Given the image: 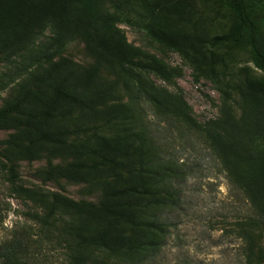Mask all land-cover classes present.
<instances>
[{
	"label": "trees",
	"instance_id": "1",
	"mask_svg": "<svg viewBox=\"0 0 264 264\" xmlns=\"http://www.w3.org/2000/svg\"><path fill=\"white\" fill-rule=\"evenodd\" d=\"M254 3L226 0L230 27L211 36L189 16L183 0H110L108 7L105 0H0V60L24 56L26 71L54 63L73 37L97 60L77 78L79 90L60 79L71 64L65 60L49 70L46 89L22 88L0 109V130L15 131L8 144L19 158H72L51 167L49 176L102 187L96 204L60 195L49 203L51 215L64 206L81 217L63 229L69 264H151L158 257L170 236L168 215L180 206L181 185L190 175L162 139L179 129L210 149L245 196L251 211L240 226L245 264H264V36ZM120 23L143 31L164 51L179 53L196 82H212L223 97L220 117L198 123L182 94L147 79L155 74L169 82L177 75L129 43ZM48 31L51 39L36 46ZM236 56H246L261 72L242 68L239 89L230 68ZM105 63L124 84L128 102L111 103L114 87L97 84ZM235 88L239 113L232 104ZM145 106L166 122L162 132L146 120ZM105 125L122 129L105 135L100 132ZM33 248L23 231L0 247V264H29Z\"/></svg>",
	"mask_w": 264,
	"mask_h": 264
},
{
	"label": "rangeland",
	"instance_id": "2",
	"mask_svg": "<svg viewBox=\"0 0 264 264\" xmlns=\"http://www.w3.org/2000/svg\"><path fill=\"white\" fill-rule=\"evenodd\" d=\"M109 1L105 0L106 7ZM183 1L189 16H193L195 22L200 21L211 36L229 29L231 22L226 0ZM254 9L264 36V0H255ZM119 27L129 43L155 55L177 75L169 82L155 74L144 77L170 93L182 94L198 123L205 124L220 117L223 97L212 82L205 79L196 82L193 70L179 53L164 51L143 31L125 23H120ZM51 37L49 31L45 36H39L36 46ZM228 50V47L222 48L221 52ZM23 57L0 60V109L14 101L22 88L46 89L50 82L49 70L56 63L71 62L67 65L68 70L59 73L65 76L60 79H66L70 87L78 90L82 84L77 78L97 64L78 37L70 40L54 63H42L26 71L27 63ZM232 60L231 75L238 89L242 68L249 66L261 73L247 63L246 56H236ZM98 75V85L114 87L111 103L128 102L124 84L117 80L109 65L100 66ZM238 89L235 88L232 104L239 113L242 103ZM145 110L146 120L162 132L166 122L156 116L150 106H145ZM121 129L122 126L105 125L100 127V132L112 135ZM14 133V130H0V247L26 231L34 245L29 264H69L68 238L63 229L77 223L81 217L64 206H59L51 215L49 203L54 195H60L75 202L96 204L102 198V187L99 183H75L49 176L51 167L67 165L74 161L72 158L43 155L32 162L19 158L8 144ZM162 137L169 145V154L190 175L181 185L180 206L168 215L171 224L168 242L151 264H245V242L240 236V226L251 214L245 196L230 183L219 161L197 136L179 129L174 130L168 141Z\"/></svg>",
	"mask_w": 264,
	"mask_h": 264
}]
</instances>
